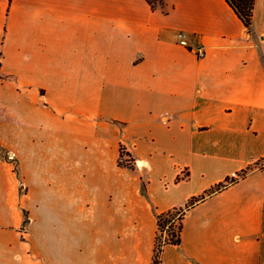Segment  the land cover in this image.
<instances>
[{
	"label": "crops",
	"instance_id": "0c3cea01",
	"mask_svg": "<svg viewBox=\"0 0 264 264\" xmlns=\"http://www.w3.org/2000/svg\"><path fill=\"white\" fill-rule=\"evenodd\" d=\"M161 1L0 0V264H152L264 159V0ZM181 224L159 264H264V167Z\"/></svg>",
	"mask_w": 264,
	"mask_h": 264
},
{
	"label": "trees",
	"instance_id": "16d2710c",
	"mask_svg": "<svg viewBox=\"0 0 264 264\" xmlns=\"http://www.w3.org/2000/svg\"><path fill=\"white\" fill-rule=\"evenodd\" d=\"M147 1L150 4L153 3V0H147ZM225 1L232 8V10L237 15V17L242 21V23L247 28V30L251 31V22H252V16H253V11H254L255 0H225ZM122 150L123 149L121 148V155L123 152ZM119 163L122 164L120 161ZM126 165L130 167L132 166V164L128 162L126 163ZM257 167H264V165H261L258 161H256L254 163L248 164L241 171L237 172L236 176L234 177L227 176L224 181L215 184L205 193L191 198L189 202L185 205V210H183L182 208L177 209L174 207V208L158 213L157 214V234H156V239H155L154 255H153L152 264L160 263V253L163 248V245L167 243L178 244L180 242L182 224L180 221L179 225L175 226V224L171 221V218L174 217L172 214L173 211L181 212V216H179V219H182L184 213L190 207H192L195 203L205 198L206 195H209L213 192L224 189L229 184L237 182L240 178L244 177L250 170L257 168ZM164 231L167 232L166 236L163 235Z\"/></svg>",
	"mask_w": 264,
	"mask_h": 264
},
{
	"label": "rangeland",
	"instance_id": "374dc122",
	"mask_svg": "<svg viewBox=\"0 0 264 264\" xmlns=\"http://www.w3.org/2000/svg\"><path fill=\"white\" fill-rule=\"evenodd\" d=\"M162 4V1L161 0H153V3H151L152 5L153 4ZM123 152H122V155H121V159H120V162L122 163V164H126L127 162L128 163H130V164H132V160H133V158H131V156H129V154H126L125 153V150H122ZM8 154L9 155H14V150L12 151V150H9V152H8ZM261 165H264V159H261V160H259L258 161ZM234 176H236V174L235 175H233V177ZM178 209V208H177ZM175 213V214H174ZM173 216L174 217H172L171 218V221L175 224V226H178L179 225V223H180V221H181V219H179V216H181V212H179V211H177V212H175V211H173ZM164 236H166L167 235V232L165 231L164 233Z\"/></svg>",
	"mask_w": 264,
	"mask_h": 264
},
{
	"label": "built area",
	"instance_id": "2783aa9c",
	"mask_svg": "<svg viewBox=\"0 0 264 264\" xmlns=\"http://www.w3.org/2000/svg\"><path fill=\"white\" fill-rule=\"evenodd\" d=\"M178 36L181 37L182 34L179 33ZM197 55H198V56H203V55H204V50H202V49H198V50H197ZM164 232H165V231H164ZM163 235H164V234H163Z\"/></svg>",
	"mask_w": 264,
	"mask_h": 264
}]
</instances>
